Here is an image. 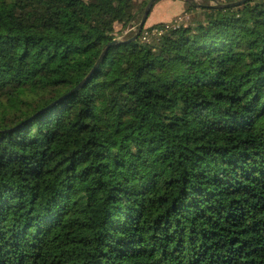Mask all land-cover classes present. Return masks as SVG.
Listing matches in <instances>:
<instances>
[{
    "label": "trees",
    "instance_id": "16d2710c",
    "mask_svg": "<svg viewBox=\"0 0 264 264\" xmlns=\"http://www.w3.org/2000/svg\"><path fill=\"white\" fill-rule=\"evenodd\" d=\"M204 1L0 0V264H264V0Z\"/></svg>",
    "mask_w": 264,
    "mask_h": 264
},
{
    "label": "rangeland",
    "instance_id": "374dc122",
    "mask_svg": "<svg viewBox=\"0 0 264 264\" xmlns=\"http://www.w3.org/2000/svg\"><path fill=\"white\" fill-rule=\"evenodd\" d=\"M132 1L135 4V6H140L146 1L147 3L149 2V0H132ZM195 4L197 6L215 5L214 2L212 1L210 2V1H204V0H195ZM187 5L188 3L185 2L184 0H158L156 1L141 31L142 32L141 40L147 44L151 43L153 40L152 38H155V36L150 35V34L145 35L144 32H147V31L149 32V30H152V29L169 30V29L178 28L180 26H184V27L194 26L195 23H197L198 21H201L203 18L202 10L199 7L194 10H187ZM140 21H135L131 29L124 31L122 34H117L116 37L118 39H122L124 38V36L129 35L132 32L136 33L137 32L136 26L137 27L139 26V24L136 25V23H140ZM120 28H121V25H116L115 31L118 33Z\"/></svg>",
    "mask_w": 264,
    "mask_h": 264
},
{
    "label": "water",
    "instance_id": "95a60500",
    "mask_svg": "<svg viewBox=\"0 0 264 264\" xmlns=\"http://www.w3.org/2000/svg\"><path fill=\"white\" fill-rule=\"evenodd\" d=\"M156 1H158V0H149V2L147 3V5H146V7L144 9V13H143V16L141 18V21H140L139 26L137 28V32L131 38L132 41L136 40L138 38V36L140 35V33H141V31H142V29L144 27V24H145V22H146V20H147V18L149 16V13H150V11H151V9H152V7H153V5H154V3ZM184 1L187 2V3H193L195 0H184ZM249 1H251V0H239V1H236V2L228 3V4H221V5L217 6V7H224V8H226V7H236V6H239V5L244 4L246 2H249Z\"/></svg>",
    "mask_w": 264,
    "mask_h": 264
},
{
    "label": "built area",
    "instance_id": "2783aa9c",
    "mask_svg": "<svg viewBox=\"0 0 264 264\" xmlns=\"http://www.w3.org/2000/svg\"><path fill=\"white\" fill-rule=\"evenodd\" d=\"M164 32V29H152L151 30V32H144L145 33V35H154V36H156V35H161L162 33ZM145 38V37H144Z\"/></svg>",
    "mask_w": 264,
    "mask_h": 264
}]
</instances>
